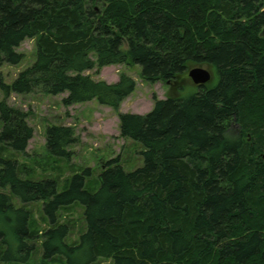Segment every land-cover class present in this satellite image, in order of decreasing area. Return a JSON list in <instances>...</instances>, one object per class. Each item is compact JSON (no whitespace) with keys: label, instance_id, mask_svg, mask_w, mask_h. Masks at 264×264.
Masks as SVG:
<instances>
[{"label":"trees","instance_id":"trees-1","mask_svg":"<svg viewBox=\"0 0 264 264\" xmlns=\"http://www.w3.org/2000/svg\"><path fill=\"white\" fill-rule=\"evenodd\" d=\"M26 39L34 62L9 85L0 80V217L18 242L16 256L7 248L0 261L26 263L40 238L43 262L264 264V0H0V67L21 61ZM131 64L142 80L170 86L149 112L117 113L119 136L143 148L141 167L126 172L116 157L95 191L88 170L58 191L55 178H21L18 162L1 157L24 152L33 133L28 112L6 102L11 93L66 94L64 106L117 111L135 81L84 72ZM195 66L210 68L213 81L178 96ZM77 142L70 126L45 130L53 158L69 160ZM34 202L48 223L40 236L26 208ZM76 203L85 227L68 242L59 213Z\"/></svg>","mask_w":264,"mask_h":264},{"label":"rangeland","instance_id":"rangeland-1","mask_svg":"<svg viewBox=\"0 0 264 264\" xmlns=\"http://www.w3.org/2000/svg\"><path fill=\"white\" fill-rule=\"evenodd\" d=\"M16 52L22 56L18 64H3L0 67V80L9 85L19 72L29 67L35 60L34 40H24ZM209 71L211 83L214 78L213 71L206 66H195ZM94 80H103L107 83H114L119 75L125 74L135 81L134 91L126 97L117 111L109 107L99 105L90 101L71 106H64L62 99L66 94L57 96L47 95L35 91L26 95L11 93L6 102L15 108L28 112L27 123L32 128V137L22 153H14L10 149L2 151L1 157L15 159L20 166V177L27 179H41L45 177L57 180L58 191L62 190L63 184L74 174H83L86 188L95 191L99 186V174L103 170V164L118 157L119 165L124 171H133L143 164L141 152L142 146L130 139H123L119 136V125L117 113L145 114L153 106L152 97L164 99L170 86L161 82L148 83L140 77L138 65H113L103 67L98 73L95 70L84 72ZM188 77V76H187ZM185 87H180L178 96L187 97L196 91L195 85L189 78L183 81ZM4 94L0 89V101ZM49 125L70 126L74 129L78 142L69 145L67 150L72 153L69 160L56 159L51 157L45 148V130ZM2 123L0 121V130ZM13 203L20 205L18 200L12 199ZM41 202H34L26 206L31 211V228L37 236L48 228V223L42 216ZM83 208L80 204H72L59 213V222L70 225L68 242H75L79 234L84 230L85 224L82 217ZM15 223V224H14ZM16 226L19 222H14ZM9 222L0 217V232L6 239V244L0 243V254L9 248L12 256H16L18 242L12 237V229ZM35 250L26 263L18 261H0V264H64L63 259L43 262L41 260L40 238L32 239ZM97 264H106L99 260Z\"/></svg>","mask_w":264,"mask_h":264},{"label":"water","instance_id":"water-1","mask_svg":"<svg viewBox=\"0 0 264 264\" xmlns=\"http://www.w3.org/2000/svg\"><path fill=\"white\" fill-rule=\"evenodd\" d=\"M188 78L194 85L205 86L211 79L209 71L196 67L188 71Z\"/></svg>","mask_w":264,"mask_h":264}]
</instances>
